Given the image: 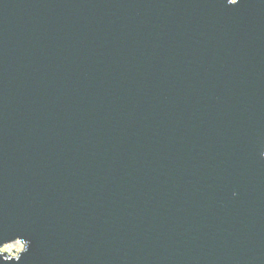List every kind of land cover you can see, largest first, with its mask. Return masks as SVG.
Masks as SVG:
<instances>
[{"label":"water","instance_id":"95a60500","mask_svg":"<svg viewBox=\"0 0 264 264\" xmlns=\"http://www.w3.org/2000/svg\"><path fill=\"white\" fill-rule=\"evenodd\" d=\"M0 264H264V0H0Z\"/></svg>","mask_w":264,"mask_h":264},{"label":"rangeland","instance_id":"374dc122","mask_svg":"<svg viewBox=\"0 0 264 264\" xmlns=\"http://www.w3.org/2000/svg\"><path fill=\"white\" fill-rule=\"evenodd\" d=\"M17 244L21 245L22 247H20L19 249H17L16 247H12L10 250L2 251V252L8 253L11 256L18 255L21 251L24 250V243L22 241H19V242L11 243V244H8V245H17ZM5 246H7V245H5ZM5 246L3 248H5Z\"/></svg>","mask_w":264,"mask_h":264},{"label":"clouds","instance_id":"9594fccd","mask_svg":"<svg viewBox=\"0 0 264 264\" xmlns=\"http://www.w3.org/2000/svg\"><path fill=\"white\" fill-rule=\"evenodd\" d=\"M231 2L234 3V4H237L239 2V0H231ZM12 247H16L17 249H19L22 246L18 245V244L17 245H7V246H5V248L0 249V251H7V250H10Z\"/></svg>","mask_w":264,"mask_h":264}]
</instances>
